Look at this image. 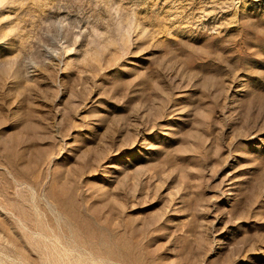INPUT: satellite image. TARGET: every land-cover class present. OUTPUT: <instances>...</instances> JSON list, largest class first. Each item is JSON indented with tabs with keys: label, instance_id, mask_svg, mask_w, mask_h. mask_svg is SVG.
Segmentation results:
<instances>
[{
	"label": "rangeland",
	"instance_id": "374dc122",
	"mask_svg": "<svg viewBox=\"0 0 264 264\" xmlns=\"http://www.w3.org/2000/svg\"><path fill=\"white\" fill-rule=\"evenodd\" d=\"M0 264H264V0H0Z\"/></svg>",
	"mask_w": 264,
	"mask_h": 264
}]
</instances>
